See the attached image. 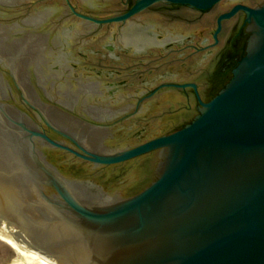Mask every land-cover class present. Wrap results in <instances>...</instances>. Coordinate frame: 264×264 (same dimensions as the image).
Wrapping results in <instances>:
<instances>
[{
  "label": "water",
  "instance_id": "1",
  "mask_svg": "<svg viewBox=\"0 0 264 264\" xmlns=\"http://www.w3.org/2000/svg\"><path fill=\"white\" fill-rule=\"evenodd\" d=\"M240 1L0 0V230L48 264H264V0ZM161 2L184 7L143 12ZM131 16L126 47L186 42L113 61ZM162 80L183 87L114 141L83 122L79 104L117 113L89 97L125 107Z\"/></svg>",
  "mask_w": 264,
  "mask_h": 264
},
{
  "label": "flooded vegetation",
  "instance_id": "2",
  "mask_svg": "<svg viewBox=\"0 0 264 264\" xmlns=\"http://www.w3.org/2000/svg\"><path fill=\"white\" fill-rule=\"evenodd\" d=\"M138 1H141V0H135V3L136 2H138ZM134 4V3H133ZM132 4V5H133ZM162 5V6H157V5ZM238 4H240V5H243V6H245V7H247L246 6V4H244V3H242V0L240 1V2H238ZM185 6H188V5H185ZM134 7V5L133 6H131V7H128L127 8V10L122 14V15H125V14H127L132 8ZM182 7H184V5H176V4H172V3H169V2H161V3H153V4H151L150 6H148V7H146L145 9H143L144 11L143 12H145L146 10H148V12H151V14H154V15H162L163 13H168V12H170V14L171 13H176V12H178V10H180V9H182ZM215 7V6H214ZM213 8V7H212ZM198 11V10H197ZM140 14H142V11H141V13ZM121 15V16H122ZM84 19H86V20H88V21H90V23L91 22H94V21H103V20H101V19H96V18H94V17H92V16H82ZM89 18H91V19H89ZM135 18V16L133 17V16H131V17H129L128 19H126V20H124V21H120V24H124V23H126V27H124L123 29H121V31H120V33H119V36H120V44H121V48H118V49H116L115 48V45H114V43L113 42H110L109 44H108V46L107 47H105V51L106 52H108V56H109V58L111 59V60H113V61H116V60H118L119 59V56H117L116 55V52H130V53H132V54H134V55H140V54H144V53H146V50L148 49V46H157V47H159V48H162V49H169L170 47H172V46H181L182 44H184L185 42H186V39L185 38H179V39H166V40H169L168 41V43L164 46V47H160V46H158V45H145L144 46V48H142L140 51H138L135 47H132V46H129V47H126L125 45H124V40H123V36H124V34H123V30L124 29H127V28H129V27H137V26H135L134 25V23H131L130 21L131 20H133ZM108 20V19H107ZM130 22V23H129ZM96 23V22H95ZM103 24H106V23H103ZM103 24H100L99 26H103ZM139 29H141V30H144L146 33H155V32H153L152 30H151V28H149V27H147V26H143V27H138ZM147 30V31H146ZM214 34H215V32L213 33V41L216 43L217 41H216V38L214 37ZM158 35V34H157ZM217 36V35H216ZM160 38V36L158 35V39ZM115 40V38L114 39H112L111 41H114ZM209 48V47H208ZM196 51H204V47H202V48H194ZM236 58H234L233 59V61L235 60ZM233 61H232V63H233ZM71 65H73V70L74 69H76V70H78V67H77V65H76V63L75 62H73V63H70ZM231 64V63H230ZM230 64H229V66H230ZM235 66V65H234ZM66 70H68L69 68H65ZM85 69H87V70H90V69H88V68H85ZM232 69L233 68H231V71H232ZM70 70V69H69ZM69 72V71H68ZM75 73H78V72H75ZM100 73V72H99ZM98 73V74H99ZM112 73H117V72H115V71H111V74H109V76H112ZM231 73V72H230ZM75 75H79V74H75ZM106 76H108V74H106ZM82 82H86V81H83L82 80V77L81 78H79ZM230 79V78H229ZM165 80V79H164ZM164 80H162L161 82H160V84L158 85V86H155L154 88H152V89H148L149 91L148 92H142V96L143 97H138L137 99H139V101L137 100L134 104H129V105H127V106H123V107H115V105L116 104H118V102H117V100H113V99H105L104 98V95H105V93L103 92V87H102V85L100 84V82H98L99 84H100V86H101V90H102V92H103V96H91V97H89L88 98V103L90 104V105H93V106H96V107H102V108H105V107H107V106H110V108L111 109H114L115 111H117V113L116 114H114L112 117H110V118H107L106 120H104V121H102V122H100V121H97V120H95V119H93V118H91L88 114H86V112H84V110H83V105L82 104H79L78 106L79 107H81V111H82V113L84 114V117H86V121L84 120L83 121V119H82V121L83 122H85V123H88V124H90V125H93V126H95V127H101V128H105V129H107V130H109L110 132H111V134H110V137L106 140L107 142H110V141H114V139H115V137L116 136H118V134L120 133V132H123V129L122 128H120V127H115V125H123L124 126V121H128V119H130V117H132V116H134V115H136V113L138 112V109H139V106H140V104H141V101L143 100V101H145V100H147V99H151L152 97H154V96H156L159 92H161V90H163V89H165V88H167V87H183V86H180V85H174V84H171V83H169L168 84V82H165ZM167 80V79H166ZM76 81V83L75 84H78V79L77 80H75ZM87 81H90V80H87ZM229 81V80H228ZM92 82V81H91ZM228 83V82H227ZM226 83V84H227ZM225 84V85H226ZM187 85V84H186ZM193 85H195V84H193ZM126 86V81H122V82H118V83H113V84H109V87H107L106 89H107V91L109 92V93H113V91L115 90V87L117 88V87H125ZM189 87V86H188ZM192 89H194L193 87H191ZM220 91V90H219ZM218 91V92H219ZM217 92V93H218ZM216 93V94H217ZM195 96H196V100H197V103L199 104V106L197 107V109H196V112H197V115L195 116V117H193L192 119H191V121H189L188 123H187V121H185L184 123H182L181 125H180V127H178L177 128V130H176V132L177 131H179V130H181V129H183L184 127H186V126H188L195 118H197L199 115H200V110H201V105H200V102H202V99H201V96H200V92H199V90L197 91V93L195 92ZM99 97H101V101L100 100H98L97 98H99ZM213 97H214V95H213ZM91 99H93V100H96V101H98V104H91L90 103V100ZM114 105V106H113ZM77 106V107H78ZM75 111V110H74ZM74 111H72L71 112V114L74 112ZM40 114V113H39ZM79 119V118H78ZM81 120V119H80ZM120 122H122V123H120ZM143 132L145 131V129H143L142 130ZM171 133L172 132H170L168 135H171ZM109 140V141H108ZM105 141V145L109 148V146H108V144H107V142ZM110 149V148H109ZM111 150V149H110ZM114 154H117V151H113V150H111ZM44 157V156H43ZM44 163V162H43ZM80 183H82V182H80ZM83 183H86V182H83Z\"/></svg>",
  "mask_w": 264,
  "mask_h": 264
},
{
  "label": "bare ground",
  "instance_id": "3",
  "mask_svg": "<svg viewBox=\"0 0 264 264\" xmlns=\"http://www.w3.org/2000/svg\"><path fill=\"white\" fill-rule=\"evenodd\" d=\"M0 242L5 244L15 253L11 264H48L36 255L22 248L13 238L0 230Z\"/></svg>",
  "mask_w": 264,
  "mask_h": 264
},
{
  "label": "rangeland",
  "instance_id": "4",
  "mask_svg": "<svg viewBox=\"0 0 264 264\" xmlns=\"http://www.w3.org/2000/svg\"><path fill=\"white\" fill-rule=\"evenodd\" d=\"M14 257L15 253L13 250L0 242V264H11L13 263Z\"/></svg>",
  "mask_w": 264,
  "mask_h": 264
},
{
  "label": "trees",
  "instance_id": "5",
  "mask_svg": "<svg viewBox=\"0 0 264 264\" xmlns=\"http://www.w3.org/2000/svg\"><path fill=\"white\" fill-rule=\"evenodd\" d=\"M242 52L237 56L235 57L236 59L233 61V63L231 62L230 64V69L234 67V65L245 55V52H244V49L241 50ZM229 69V70H230ZM229 78L226 80L228 82ZM225 81V82H226ZM224 88V86H223Z\"/></svg>",
  "mask_w": 264,
  "mask_h": 264
}]
</instances>
